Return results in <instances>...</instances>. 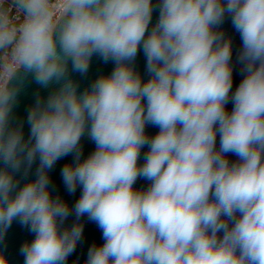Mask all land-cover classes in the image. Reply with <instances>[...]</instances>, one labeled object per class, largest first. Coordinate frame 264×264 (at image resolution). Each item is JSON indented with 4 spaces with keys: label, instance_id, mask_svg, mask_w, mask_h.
<instances>
[{
    "label": "clouds",
    "instance_id": "9594fccd",
    "mask_svg": "<svg viewBox=\"0 0 264 264\" xmlns=\"http://www.w3.org/2000/svg\"><path fill=\"white\" fill-rule=\"evenodd\" d=\"M226 15L242 40L234 93ZM141 47L146 82L133 64ZM93 55L115 68L78 94L69 63L86 74ZM28 74L60 87L37 97L25 140L10 120ZM85 132L96 150L81 161ZM70 153L64 184L82 187L72 211L105 241L86 264H264V0H0V239L14 219L35 233L25 264H65L82 237L80 223L60 230L71 212L49 189ZM37 157L36 179L16 191L14 174ZM138 177L146 190H134Z\"/></svg>",
    "mask_w": 264,
    "mask_h": 264
},
{
    "label": "water",
    "instance_id": "95a60500",
    "mask_svg": "<svg viewBox=\"0 0 264 264\" xmlns=\"http://www.w3.org/2000/svg\"><path fill=\"white\" fill-rule=\"evenodd\" d=\"M159 0H153V4L157 5ZM159 17V8H155L152 14L151 22L149 24L148 31L155 25ZM220 31L224 33V38L231 39L232 44V58L231 65L233 68V84L232 92L234 93L245 73L242 72V65L238 60L239 53L242 49V40L240 34L235 30L232 25L231 17L226 15L223 23L219 26ZM146 57L143 49L138 51L135 61L133 62L135 70L140 74L142 82H146L150 79V74L146 70ZM115 68V63L111 60L105 62L100 56L93 55L90 61V66L86 74H80L78 72L71 71V63H69V75L70 78L78 84V94L82 93L85 89H90L91 84L100 76L110 75ZM19 88L16 101L12 108L10 124L12 127L22 128L24 139L27 140L30 136V125L28 123V114L31 108L35 105L36 99L39 96L42 100L46 101L48 96L60 85L56 83L50 84L47 88L37 84L31 74L22 75L21 80L16 82ZM146 103V101H144ZM234 104L229 101L226 105V110L231 112ZM145 132L149 138L154 137L158 132L159 128L151 124H147ZM81 161L87 159L95 150L96 145L92 141L87 132L82 136L80 141ZM220 136L217 135L216 148L219 149ZM148 151V146H144L140 150V157L138 164L142 165L145 162V154ZM226 158L230 163L237 162L238 157L235 154H226ZM75 158L74 153H70L67 156L59 159L52 169L48 171L50 178V194L53 198L59 196L69 207L71 214L63 221L60 225V230L70 229L74 224L80 223L83 225V233L81 239L77 242L75 251L72 252L65 261V264H86L88 259L89 249L95 246H101L105 241L102 236V230L98 225L89 220L87 215H84L77 220L75 212L72 211L76 202L79 200L82 194V187L77 186L74 193H70L63 181L62 168L65 164H74ZM39 166V158L32 164L31 169L25 176L24 169L22 167L20 172L14 174V178L19 181L16 191L24 184L36 179V169ZM3 165L0 163V168ZM151 184V181L138 177L135 181L133 188L134 190H146ZM15 195V191L13 192ZM221 238L223 232L218 234ZM35 239V233L29 231L27 226L22 225L18 219H14L11 226L7 229L3 238L0 239V254H2L8 261V264H25V256L21 253V247L25 243H31Z\"/></svg>",
    "mask_w": 264,
    "mask_h": 264
},
{
    "label": "built area",
    "instance_id": "2783aa9c",
    "mask_svg": "<svg viewBox=\"0 0 264 264\" xmlns=\"http://www.w3.org/2000/svg\"><path fill=\"white\" fill-rule=\"evenodd\" d=\"M13 14H15V12H13Z\"/></svg>",
    "mask_w": 264,
    "mask_h": 264
}]
</instances>
